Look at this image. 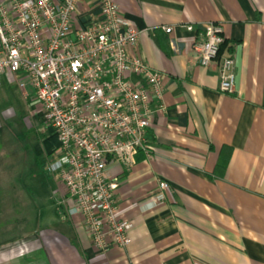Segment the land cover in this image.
Listing matches in <instances>:
<instances>
[{
    "label": "crops",
    "instance_id": "obj_1",
    "mask_svg": "<svg viewBox=\"0 0 264 264\" xmlns=\"http://www.w3.org/2000/svg\"><path fill=\"white\" fill-rule=\"evenodd\" d=\"M114 1L165 81L164 107L147 133L151 156L140 150L131 166L109 167L132 242L98 252L82 218L66 215L72 201L49 170L58 138L46 121L50 135L37 128L42 108L27 85L23 96L36 107L27 138L15 109L0 108V264H264V0ZM210 23L223 25L222 53L234 54L233 94L220 91L216 64L194 59L192 44ZM160 179L171 188L157 202Z\"/></svg>",
    "mask_w": 264,
    "mask_h": 264
},
{
    "label": "built area",
    "instance_id": "obj_2",
    "mask_svg": "<svg viewBox=\"0 0 264 264\" xmlns=\"http://www.w3.org/2000/svg\"><path fill=\"white\" fill-rule=\"evenodd\" d=\"M140 35L114 0L0 3V76L20 74L21 88H33L58 138L49 170L72 201L66 215L82 218L101 253L127 248L134 226L120 215L119 180L109 167L131 166L140 150L151 156L147 133L164 107V74L138 52ZM225 41L223 25L210 23L192 49L198 64L217 65L220 91L233 94L236 64L234 54L222 53ZM170 188L160 179L155 201H164Z\"/></svg>",
    "mask_w": 264,
    "mask_h": 264
},
{
    "label": "rangeland",
    "instance_id": "obj_3",
    "mask_svg": "<svg viewBox=\"0 0 264 264\" xmlns=\"http://www.w3.org/2000/svg\"><path fill=\"white\" fill-rule=\"evenodd\" d=\"M23 89L21 88L20 84L17 81H13L11 79L5 78L0 79V108H6V109H15V128L17 132H22V134L27 138L26 132L23 130H27L28 124L26 122V119H28L29 116H31V112L36 108L34 102L27 101L25 97L23 96ZM42 111V110H41ZM39 113V116L37 117V120L39 121L38 129L46 130L45 133H42L44 136H48L51 134L49 125L44 120L43 112L42 115ZM28 133V131H27ZM32 139L35 140L37 138L36 130L30 131V134ZM30 138V139H31ZM31 160V168L32 170H37V166L41 167L43 162L38 164V160L40 161V158L35 157L34 155L30 158ZM27 168V167H26ZM42 170L39 169L35 173L39 174ZM43 174V173H42ZM61 181V180H60Z\"/></svg>",
    "mask_w": 264,
    "mask_h": 264
}]
</instances>
